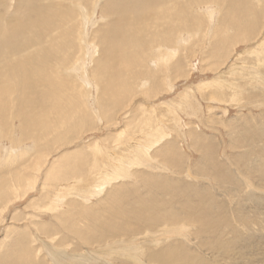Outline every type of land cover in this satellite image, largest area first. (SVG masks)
<instances>
[{
	"label": "rangeland",
	"instance_id": "1",
	"mask_svg": "<svg viewBox=\"0 0 264 264\" xmlns=\"http://www.w3.org/2000/svg\"><path fill=\"white\" fill-rule=\"evenodd\" d=\"M113 1L0 0L60 43L47 106L21 73L0 105V264H264V0Z\"/></svg>",
	"mask_w": 264,
	"mask_h": 264
},
{
	"label": "bare ground",
	"instance_id": "2",
	"mask_svg": "<svg viewBox=\"0 0 264 264\" xmlns=\"http://www.w3.org/2000/svg\"><path fill=\"white\" fill-rule=\"evenodd\" d=\"M177 3H178V1H173V3H172L169 0L168 1H164V0H129V2L126 1V4L124 3V5H122V0H114L112 5H110L111 8L108 11L119 10L118 14L120 15V18H119L120 21L132 20V22H133V21L140 19V18H142V20H144L145 18H147L146 16H148V15H154L156 13L155 11H157L154 8H160V7L165 6V9H167L168 11H171V12L176 11L175 6H178V5H175V4H177ZM162 4H163V6H161ZM171 4L173 6H171V8H168L169 6H167V5H171ZM105 7H104V9H105ZM107 7H108V5H107ZM48 8H50V6H47L44 9H48ZM160 9H162V8H160ZM131 12H133V13L131 14ZM162 13H163V11L161 10V15H162ZM258 13H260V12H258ZM51 14H59V13L54 12V10L51 9L45 15H51ZM251 14H252V12H251ZM0 18H1L0 19V67L1 68L3 67L5 69H6V67H11V69H12L11 77L5 78L4 82L0 83V105L4 104L3 98H4V95L7 94V92L16 91V87H15L13 78L16 76V74L21 73V75L19 77V83L21 84V87L22 86L25 87L27 84H31V87H32L31 92L34 96L33 100L29 104H28L29 101L25 98L21 102L22 105H24L25 107H24L23 113L20 114L19 117L21 118L23 116V114L27 113V117H26L27 120L25 122H29V120H30V118L28 117L29 114L32 111H34V113H36L37 111L41 110L43 108V106H47L46 104L49 103L48 101L50 100V97L53 96V93L49 92L53 88V86L50 83V79L53 77V73H51V71L49 73H46V70H45V73H43L44 72L43 71L44 70L43 62H46V61H44L42 59V57L39 56V54L42 52V49L46 45L45 44L46 42L50 44L49 45L50 48L56 47L60 44L59 41L56 40L55 38H52V41L50 40V37H51L50 34L52 32V27H55L56 24L53 22L54 18H43L42 15L40 16V20L37 23L38 26L34 25L33 22H31L30 24H28V21L21 22L23 20H20L19 22H21V24L16 26V25H12L10 23H7V21H6L7 17L4 16V18H3L2 16H0ZM88 19L90 20V18H88ZM141 24L143 26L142 28H146L145 30H146L147 35L149 37H152V41H155V37H156L157 39L159 38L158 44H161L162 42H166V40L163 37L158 36L156 34V32H154L152 34V32H150L149 27H147L146 22H142ZM192 26H193L192 24L189 26L190 30H191V28H193ZM38 28L41 31L40 33L38 32ZM22 35H28V36L24 37V39H22L23 42L20 43L19 37H21ZM31 35L36 36V37L32 38ZM153 35L155 37H153ZM35 46H37L36 47L37 49L35 51L28 52L25 56H22L23 55L22 52L27 51L29 48L35 47ZM158 47H159L157 50L158 54H161L160 53L161 51L162 52L164 51V52L161 54V56H157V58H156L157 61L158 60L161 61V59L168 54L169 55H175L173 50L170 49L169 47H163L162 45L161 46L159 45ZM50 48L48 47L46 49V53L51 51ZM32 49H34V48H32ZM32 49H30V50H32ZM86 49H87V47H86ZM169 49H170V51L172 50L173 53L169 52V51H165V50H169ZM172 59H174V58H172ZM22 61L24 63H29V62H32V63L38 62V63L34 67L33 66L31 67L29 65L24 66ZM123 61H125V60H123ZM124 64H126V62ZM58 73L60 74V71ZM59 74H56V76L59 77ZM129 77H131V76H129ZM7 83H10V85H8L7 88H4V84H7ZM40 83L44 84L43 90L37 89V86ZM55 87L56 86H54V88ZM1 111H0V115L2 113ZM0 118H1V116H0ZM42 123H43L42 121L36 122L35 129L39 128L40 126H44ZM0 145H1V143H0ZM9 153L13 155L14 150H12ZM4 156H6V155H4ZM138 156L140 157V155H138ZM143 157H145V156H143ZM6 159H5V161H6ZM1 160H2L1 162L3 164L4 157ZM58 167H59V165L57 166V168ZM97 167H98V164H97ZM112 169H113V167H112ZM62 170L64 171V169H62ZM61 174H64V173H61ZM103 175L105 176L107 174H103ZM118 175H117V177H118Z\"/></svg>",
	"mask_w": 264,
	"mask_h": 264
}]
</instances>
